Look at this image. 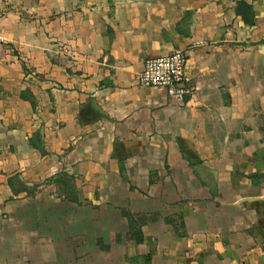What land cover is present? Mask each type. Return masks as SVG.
I'll use <instances>...</instances> for the list:
<instances>
[{
  "label": "crops",
  "instance_id": "1",
  "mask_svg": "<svg viewBox=\"0 0 264 264\" xmlns=\"http://www.w3.org/2000/svg\"><path fill=\"white\" fill-rule=\"evenodd\" d=\"M0 264H264V0H0Z\"/></svg>",
  "mask_w": 264,
  "mask_h": 264
},
{
  "label": "built area",
  "instance_id": "2",
  "mask_svg": "<svg viewBox=\"0 0 264 264\" xmlns=\"http://www.w3.org/2000/svg\"><path fill=\"white\" fill-rule=\"evenodd\" d=\"M186 55L184 51L151 57L144 61L142 71L137 75L136 85L144 88L162 89L174 99L191 96L185 74Z\"/></svg>",
  "mask_w": 264,
  "mask_h": 264
},
{
  "label": "trees",
  "instance_id": "3",
  "mask_svg": "<svg viewBox=\"0 0 264 264\" xmlns=\"http://www.w3.org/2000/svg\"><path fill=\"white\" fill-rule=\"evenodd\" d=\"M124 214H125V216H126L127 220L130 222V217H129V215H128V214H126V213H124Z\"/></svg>",
  "mask_w": 264,
  "mask_h": 264
}]
</instances>
